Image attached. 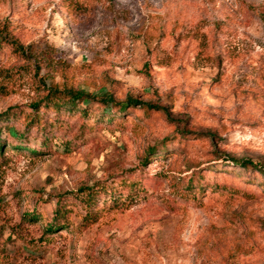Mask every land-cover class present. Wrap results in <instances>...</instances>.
Here are the masks:
<instances>
[{
    "label": "rangeland",
    "instance_id": "obj_1",
    "mask_svg": "<svg viewBox=\"0 0 264 264\" xmlns=\"http://www.w3.org/2000/svg\"><path fill=\"white\" fill-rule=\"evenodd\" d=\"M5 112L0 264H264V0H0Z\"/></svg>",
    "mask_w": 264,
    "mask_h": 264
},
{
    "label": "trees",
    "instance_id": "obj_2",
    "mask_svg": "<svg viewBox=\"0 0 264 264\" xmlns=\"http://www.w3.org/2000/svg\"><path fill=\"white\" fill-rule=\"evenodd\" d=\"M11 46H22L20 45L15 39H11L9 41ZM90 96L84 94L82 91H75V90H64L59 91L57 89L50 90L49 93L45 96V100L43 102H47L45 105L48 106L49 104H53L54 106H60L62 103L68 102L70 104H74L75 102H82L85 100H89ZM42 102V101H41ZM33 104L35 107L37 104ZM111 101L101 100L103 105L110 103ZM117 108L118 112H123L127 108H134L137 105H140L145 112L151 111H160L166 117L168 113L165 108L151 104V103H144L134 98H127L124 102L119 103H112ZM8 118V112L0 114V122L4 119ZM189 133V132H188ZM213 137V136H211ZM230 163L237 166L239 169L244 171H253L260 175L262 182L264 184V163H253L251 160L248 159H234L228 158ZM106 195V190L103 187H81L79 188L75 196H77L82 204L83 209V216L82 219L86 223H94L98 217V208H97V198H100L101 195ZM56 209L54 210V217L51 222H49L45 229L47 232H53L56 228H65L67 224L69 210L65 208V205L61 202H57ZM34 219V216L31 215Z\"/></svg>",
    "mask_w": 264,
    "mask_h": 264
}]
</instances>
